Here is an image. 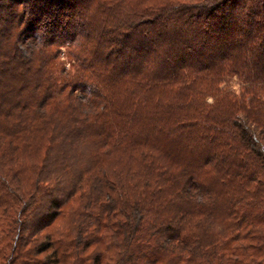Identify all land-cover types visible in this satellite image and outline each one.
Returning a JSON list of instances; mask_svg holds the SVG:
<instances>
[{
	"label": "trees",
	"instance_id": "16d2710c",
	"mask_svg": "<svg viewBox=\"0 0 264 264\" xmlns=\"http://www.w3.org/2000/svg\"><path fill=\"white\" fill-rule=\"evenodd\" d=\"M0 24V264H264V0H0Z\"/></svg>",
	"mask_w": 264,
	"mask_h": 264
},
{
	"label": "rangeland",
	"instance_id": "374dc122",
	"mask_svg": "<svg viewBox=\"0 0 264 264\" xmlns=\"http://www.w3.org/2000/svg\"><path fill=\"white\" fill-rule=\"evenodd\" d=\"M21 9H18L20 11ZM2 25V24H0ZM6 28L10 29V25L6 24ZM26 36H21V39L24 40ZM22 48V46H21ZM65 49L61 50V57L63 56V52ZM67 66V65H66ZM229 86L234 92H239V84L236 79H232L228 82ZM76 201V200H75ZM73 201L72 203L68 204L64 211L63 215L55 224L46 231V234L51 235L53 239L63 237L65 240L74 236V219H72V214L77 211L79 206V201ZM74 210V211H73ZM73 211V212H72ZM72 212V213H71ZM0 247H2V243H0Z\"/></svg>",
	"mask_w": 264,
	"mask_h": 264
}]
</instances>
